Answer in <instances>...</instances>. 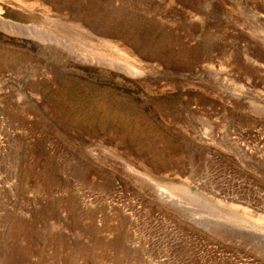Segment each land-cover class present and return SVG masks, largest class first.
<instances>
[{"label": "rangeland", "instance_id": "rangeland-1", "mask_svg": "<svg viewBox=\"0 0 264 264\" xmlns=\"http://www.w3.org/2000/svg\"><path fill=\"white\" fill-rule=\"evenodd\" d=\"M0 5V264H264V0Z\"/></svg>", "mask_w": 264, "mask_h": 264}, {"label": "bare ground", "instance_id": "bare-ground-1", "mask_svg": "<svg viewBox=\"0 0 264 264\" xmlns=\"http://www.w3.org/2000/svg\"><path fill=\"white\" fill-rule=\"evenodd\" d=\"M2 3H3V2H2ZM3 4H4V3H3ZM41 5H43V4L41 3ZM0 6H1V5H0ZM2 6H3V5H2ZM31 6H33V5H31ZM43 6H44V5H43ZM4 7H5V6H4ZM44 7H45V6H44ZM0 8H2V7H0ZM9 8H11V7H9ZM42 8H43V7H42ZM3 9H4V8H3ZM3 9H2V10H3ZM0 11H1V10H0ZM5 11H7V10H5ZM0 14H1V13H0ZM2 14H3V12H2ZM11 17H12V16H11ZM19 17H20V16H19ZM23 20H24V19H23ZM9 22H11V21L9 20ZM12 22H13V21H12ZM48 22H49V21H48ZM13 23H14V22H13ZM62 24H63V23H62ZM64 24H65V23H64ZM13 25H14V27H15L16 24L14 23ZM17 26H18V25H17ZM67 26H68V25H67ZM67 26H66V27H67ZM79 28H80V27H79ZM83 30H84V29H83ZM77 32H78V31H77ZM90 38H91V37H90ZM66 43H67V42H66ZM119 62H120V61H119ZM120 63H121V62H120ZM132 70H133L134 72H137V71H135L134 69H132ZM161 191H162V193H163L164 190H161ZM164 193H165V192H164ZM169 197H171V196H169ZM171 198H172V197H171Z\"/></svg>", "mask_w": 264, "mask_h": 264}]
</instances>
